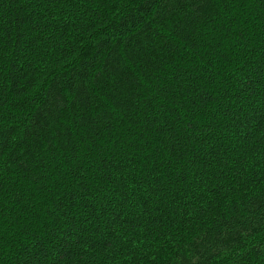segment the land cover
Wrapping results in <instances>:
<instances>
[{
  "label": "trees",
  "instance_id": "obj_1",
  "mask_svg": "<svg viewBox=\"0 0 264 264\" xmlns=\"http://www.w3.org/2000/svg\"><path fill=\"white\" fill-rule=\"evenodd\" d=\"M190 7L0 0V264H264V0Z\"/></svg>",
  "mask_w": 264,
  "mask_h": 264
},
{
  "label": "snow or ice",
  "instance_id": "obj_2",
  "mask_svg": "<svg viewBox=\"0 0 264 264\" xmlns=\"http://www.w3.org/2000/svg\"><path fill=\"white\" fill-rule=\"evenodd\" d=\"M72 0H69V3H71ZM83 2V0H81ZM209 3V0H159V7H156L158 4V0H144V13H151V16H149V19H152L153 17H161L162 14L166 13L167 17H172L176 14L177 9H185L189 6L190 11L195 14H201L204 12V10L207 8ZM143 14V13H142ZM155 23V20L153 21ZM183 31V28H180L174 35L179 36L180 33ZM167 37H161V40H167ZM167 47V45H166ZM175 51V48H171L170 51H168L166 54L171 55L172 52ZM128 61H131V64L136 66L137 60L134 56L127 57ZM114 79L110 81V90H114L115 92H120L123 88V81L120 79V73L117 70L113 73ZM133 85H135V82H132ZM67 95V92H65V96ZM98 95V94H97ZM114 100L120 101V95H115L113 97ZM60 103L63 104V98H60ZM85 103H88V101H85ZM59 109H57L58 111ZM48 115L51 116V111L48 112ZM95 115V120L85 121L81 120L80 117H77L76 119L80 121L81 126H84L85 124L91 123L96 124L98 122H104L107 117H102L100 112L93 113ZM257 116L259 119L257 120V123H260L261 121H264V113H257ZM55 119V117H53ZM154 123V121H149L148 124L151 126ZM155 132L160 133L161 136L167 131H169V128L165 124H161L160 126L156 127L154 129ZM34 135V132L28 133L27 139H30ZM171 135H174V132L171 133ZM23 136V134H22ZM11 141L8 139V136L0 130V145H6L7 143H10ZM38 150V148H37ZM260 201L264 203V190H262L259 194ZM137 224H139V220L136 221ZM131 227V225H130ZM139 240V237H137ZM78 242V241H77ZM131 243V240L128 241ZM143 241H141L142 243ZM52 257H49L51 259Z\"/></svg>",
  "mask_w": 264,
  "mask_h": 264
}]
</instances>
